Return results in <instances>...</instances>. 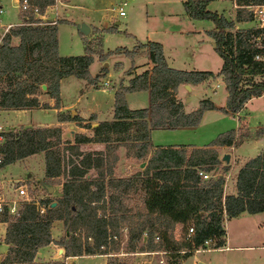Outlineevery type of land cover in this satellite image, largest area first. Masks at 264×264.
Wrapping results in <instances>:
<instances>
[{
  "label": "trees",
  "instance_id": "16d2710c",
  "mask_svg": "<svg viewBox=\"0 0 264 264\" xmlns=\"http://www.w3.org/2000/svg\"><path fill=\"white\" fill-rule=\"evenodd\" d=\"M212 1L185 0L183 7L192 20H208L214 26L206 34L223 61L216 75L207 71L171 69L160 43L138 44L132 51H125V55L132 59L139 50L146 48L153 65L151 74L144 72L136 76L128 87L116 92L114 120L100 123L94 129L93 138L75 135L72 145L62 141L59 128H20L19 132L0 134V170L43 153L44 186L49 188L55 182L62 187L58 199L40 200L38 204L23 202L15 215H9L4 208L0 222L8 225L4 241L9 249L0 264H39L35 262L36 253L53 243L50 229L54 221L64 224L66 236L57 245L64 250L65 257L115 258L123 251L118 242L121 230L128 238V247L122 253H135L137 242L142 241L144 246L138 251L141 253L165 251L179 255L178 252L185 251L189 256L207 240H213L217 248L224 246V223L230 219L264 213V150L238 170L235 193L226 196L225 176L230 168L224 165L220 169L222 160L218 155V148L238 147L243 140L262 137L264 128L256 130L254 137L247 130L239 135L234 131L220 134L208 146L192 148L190 153L184 146L156 147L148 157L153 148L151 131L195 128L205 112L217 110L209 100H203L195 111L186 113L182 102L174 95L179 86L188 89L221 77L227 93L226 105L221 111L231 114L239 113L252 98L264 97V66L255 60L256 55H264V38L260 46L256 44L259 36L264 37V29L236 30L234 21L207 10ZM233 2L238 23L252 22L254 14L249 8L264 5V0ZM53 4L54 0L32 2L40 15ZM62 23L66 21L43 24L27 12L21 16V24L11 27L2 37L0 78H5L7 84L0 90V110L39 108L37 91L43 85L48 96L55 100L56 108L60 81L70 76L90 85L97 84L101 75L93 78L89 73L94 52L88 45L82 56L59 55L57 27ZM113 29L96 31L116 32ZM12 39L18 40L17 46L11 45ZM107 55L101 54L100 61ZM141 91L149 92V108L130 110L125 95ZM59 119L80 121L72 116ZM113 136L123 137L117 143H125L128 157L140 164L148 157L146 166L134 177L115 176L118 146L113 145L120 144H113ZM92 142L104 143L106 151L83 153L80 150L81 144ZM199 172L211 173L213 177L203 180ZM61 178L64 179L62 183ZM135 193L141 196L142 211L131 215L130 196ZM41 206L45 207L43 214ZM176 226L181 228L177 241L171 237ZM155 237L159 238L158 244Z\"/></svg>",
  "mask_w": 264,
  "mask_h": 264
},
{
  "label": "rangeland",
  "instance_id": "374dc122",
  "mask_svg": "<svg viewBox=\"0 0 264 264\" xmlns=\"http://www.w3.org/2000/svg\"><path fill=\"white\" fill-rule=\"evenodd\" d=\"M185 0H69L70 7L64 9L61 17L66 21L57 27V34L59 39L58 50L60 56H80L85 54L86 45H88L93 53V63L90 66L89 73L92 77L101 75L96 85H90L87 81L77 79L75 77H69L64 79L60 84L59 92V106L63 108L69 107L73 111L81 113V116L88 118L92 115V111L96 115V121L102 122L105 120L111 121L113 118V106L115 102V94L117 91L128 86L129 78L126 77L122 82L120 77L126 72L131 65H141L145 57L134 60L125 55V51H132L135 45L146 44L147 42L160 43L163 46V53L166 63L175 70L180 71H219L222 66V59L215 52L211 45L209 38H207V31L213 29L212 22L208 20H192L185 12L183 2ZM233 0H214L207 6V10L210 12H217L229 21L234 20L236 6L232 2ZM66 2V0H64ZM126 2L125 7L126 16L120 18L117 15L116 9ZM55 5V4H54ZM0 7L3 14L0 15L3 27H6L9 23H16L21 21V16L27 12H23L19 6V0H0ZM63 8V7H61ZM51 11L46 15L44 19L34 15L35 19L40 20L43 24L51 22L49 20L51 15L57 14V5L50 9ZM48 8L45 9V13ZM68 14V16H66ZM118 23V24H117ZM250 23V28H258L256 19L253 18ZM87 25L90 28L88 35H83L78 31V27L81 25ZM108 24L107 28H103ZM103 29H115L114 33L97 32V28ZM100 29L103 30V29ZM249 28V29H250ZM113 29V30H114ZM0 29V34L2 32ZM264 37L259 36L256 39V44L260 46ZM213 44V43H212ZM11 45L17 46L18 40L12 39ZM119 50V52H115ZM140 51V50H139ZM138 51V52H139ZM112 52V53H110ZM138 52L136 54H138ZM110 53V54H109ZM107 55L104 61H100V55ZM134 60V61H133ZM122 64L121 70H116V64ZM167 64V65H168ZM168 66V67H169ZM102 69H104V76L102 75ZM110 73V78L107 76ZM110 81L111 90L108 87H103L106 90L102 91V86L105 80ZM218 80V79H216ZM101 81V82H100ZM121 82V84L119 83ZM5 78H0V90L5 88ZM210 84V83H208ZM207 83L199 84L192 88V91L188 89H182L179 91L183 103L186 102V106L196 108L199 105V101L208 99L210 95L215 98L216 103L224 105L225 103V88L220 87L216 92L210 93L206 86ZM215 84V80L212 85ZM93 86L94 88H92ZM134 93V92H133ZM48 95L46 89L40 88L37 91V97L40 95ZM129 94V93H128ZM125 95L127 106L131 109L147 108L149 106L148 92L143 91L139 94ZM175 96L176 93H174ZM185 95V96H184ZM49 97V96H48ZM176 98V97H175ZM177 99V98H176ZM53 101V107H55V100ZM178 100V99H177ZM44 106V105H43ZM56 107L55 109L59 108ZM184 106V104H183ZM225 108V107H224ZM207 111L203 114L199 125L195 128L181 129V130H155L150 135V140L154 145H177L186 144L193 145L194 147H204L211 144L220 134L234 131L238 135L243 133L245 129L254 137L255 131L264 128V99H256L249 103L246 112L248 118L244 121L245 127L239 129L243 123V117L245 115H231V113H224L221 110ZM46 109V108H44ZM16 113L11 112L9 115H0V125L10 121H18ZM70 113H67L69 116ZM74 114L73 117H76ZM246 116V117H247ZM56 116L52 112L39 113L33 118L34 121L41 122H53ZM74 122H83L74 121ZM240 122V123H239ZM81 130L76 133L75 128L72 129L75 135H84L91 138L94 137L90 124H78ZM5 132H12L8 130V127H3ZM8 130V131H6ZM13 131L19 132V129H13ZM1 134V132H0ZM68 135V134H67ZM113 144H117V140H122L123 137L113 136ZM244 142V140H243ZM242 142V143H243ZM125 143L113 146H124ZM127 144V143H126ZM193 146H184L190 153ZM104 148L106 151V145H95L91 147ZM254 148L252 142L244 143L240 147L238 146L236 154L242 158H253L256 156L251 150ZM81 150V149H80ZM154 148L149 151L148 157L151 155ZM83 153H96L98 151H82ZM125 151H123L124 153ZM126 154V153H125ZM219 158L222 159L220 150H218ZM230 162L231 163V154ZM127 156V155H126ZM222 156V157H221ZM145 163H139L133 158L128 157L126 160L117 162L114 167V174L116 177H134L145 166ZM237 162H240L238 160ZM225 164L219 166L223 169ZM240 164V163H239ZM92 176L94 172L91 171ZM234 174V173H232ZM1 176L8 179H28L29 176L32 181L25 180L23 183L3 182L0 179V193L4 195V198L16 203V209L18 211L22 201L18 200L15 195V189L19 185H25L28 189L29 195L34 196L35 200H50L58 199L57 187L61 186L58 183L51 184L52 192H48V188L43 185L40 186L39 182L44 177V157L39 155L34 159H31L25 163H16L14 166L6 167L5 170L0 173ZM64 181L61 178V183ZM232 181V177L229 179V184ZM32 184V185H31ZM228 184V186H229ZM231 185V184H230ZM231 191V190H230ZM61 196V195H60ZM129 208L131 209V215H135L137 212L142 211L141 196L139 193L132 194L130 196ZM135 224V223H134ZM225 225V223H224ZM227 232V244L217 248L213 241L209 246L202 245L197 250L189 253V256L185 255V251L178 252L179 255L169 253L163 256L149 255V252H138L140 248L144 246V242L139 241L136 244L135 253H122L126 252L128 247V238L126 232L120 231V239L118 242L123 251H119L120 254L115 258H107L108 262L114 264H160L159 260L163 259L164 264H264V248L261 247L264 243V213L260 216L247 215L241 216L239 219L230 220L226 226H224ZM125 232V233H124ZM189 233H193L192 231ZM155 235L159 236L158 233ZM171 237L174 240H180L181 228L176 226L171 232ZM155 241V240H154ZM160 241H157L158 244ZM223 247H227L226 250ZM221 249L220 251H217ZM201 250H204L201 251ZM215 250V251H213ZM123 254V255H122ZM104 260L98 257L94 258H80L74 261V264H103Z\"/></svg>",
  "mask_w": 264,
  "mask_h": 264
},
{
  "label": "crops",
  "instance_id": "0c3cea01",
  "mask_svg": "<svg viewBox=\"0 0 264 264\" xmlns=\"http://www.w3.org/2000/svg\"><path fill=\"white\" fill-rule=\"evenodd\" d=\"M233 4H234V2H233ZM61 7H63V8H61ZM68 7H70L69 0H66V2H64V5H58L57 6L58 13L57 14H54V15H51L50 18H49V20L50 21H53V22H55L57 20H64V19H62L61 14H62V12H64V9L67 10ZM0 9H1V7H0ZM50 9L51 8L48 7V11L45 13V15L43 16L42 19H44L46 17V15L51 11ZM2 14H3V11L1 13V15ZM66 16H68V14H66ZM233 21H234L235 29L236 30H243V29H248V28L251 27L250 26V23H244V22L238 23V22H236L235 21V16H234V20ZM1 22H2V20H0V29L2 28L3 30H2V32L0 34V41H1L2 37L9 31V29L11 27H14V26H17V25H20L21 24V21H20V22H16V23H9V24L6 25V27H3V25H2ZM107 25L108 24L104 25L103 28L109 27ZM101 28H97V29L100 30ZM207 38H209V37L207 36ZM57 40H58V44H59L58 34H57ZM209 40L211 42L212 47L214 48V43H213L212 39L209 38ZM58 53H59V50H58ZM80 56H82V55H80ZM62 57H71V56H62ZM73 57H75V56H73ZM143 57H145L146 60H144V62L141 65H135V63H134V65H131V67L126 72H124L122 74V76L120 77V81L121 82L123 80H125L126 77L129 78V82H130L136 76H139V75L143 74L144 72H148L149 74H151V70L153 68V65L149 61V53H148V50L146 48L141 49L138 52V54L135 55L134 60L135 59L137 60L138 58H143ZM167 64H168V62H167ZM168 66H169V64H168ZM122 68H123L122 64H120V63L116 64V70H121ZM169 68L172 69V67H170V66H169ZM89 69H90V67H89ZM219 71H216V72L207 71V72H212L214 75H216ZM110 76L111 75L109 73L108 76H107V78L109 79ZM70 77H72V76H70ZM67 78H69V77H67ZM64 79H66V78H64ZM64 79H62L60 81V84H61V82ZM108 79L103 82L102 86L100 84V86L99 87H96V88L102 87V91L103 92H104V90H106L103 87H108V89L111 90L110 81H108ZM216 79H218V80H216ZM216 79H215V84L214 85H212V83H210V84L207 83L208 85L206 86V88L210 89L209 92L210 93H213V94L220 87H224L225 88L224 82L222 81V78L221 77H217ZM121 82H119V83L121 84ZM129 82H128V86H129ZM60 84H59V88H60ZM91 87L94 88L93 86H91ZM181 88L184 89V90L187 89L184 85H181V86H179L177 88V90L175 92L177 96H175V97L178 100L179 99L182 100L181 97L179 96V91L181 90ZM192 88H194V86H190L188 88V90L192 91ZM59 92H60V89H59ZM141 92H143V91H141ZM141 92L129 93L128 96L129 95H133L134 96V94H139ZM148 96H149V92H148ZM48 98H50V97H48V95H46V94L40 95L39 97H37L38 102L40 104V107L39 108H34V109H30V110H18V111H2V110H0V115H9V114H11V112H14V113H16L15 115L18 116V119L21 118L18 121H10V122L3 123L5 125H0V132L1 133L5 132V130L3 129V127H8V130L9 131L10 130L13 131V129H16V128L17 129H19V128H23V129L59 128L61 130V133H62L61 134L62 141L63 142H68L69 141L73 145L74 144V138H73L74 133L75 132L76 133H84V132H80L81 128H80V126L77 125V123L78 124L82 123V124H85V125L87 123L90 124L91 125V128H92V131H90V133H93L94 132V129H96L99 126L100 123H103V122H112L114 120V118H112L111 121L105 120V121H102V122H97L96 121V118H95L96 115L94 114L93 111H92V115L90 117L84 118V117L81 116V113H79L78 111L76 113V111H73V109L72 108H69V107L63 108L60 105L58 109H55V107H53V101L52 100H48ZM226 98H227V93L225 94V103H224L223 106L217 104L215 98L212 97V95H210L208 97V99H205V100H209L211 103H213V105L217 108V110H219V109L225 107V105H226ZM149 99H150V97H149ZM256 99H264V97L252 98L251 100H249L244 105V108L239 113H237V114H231V115H235L236 117H238L239 115H245L243 117V123L241 124L242 126H240L239 129L242 128V127H245L244 121L248 118V116H247L248 113L246 112V110L248 108L249 103H251L252 101H254ZM201 101H203V100H201ZM201 101H199V103ZM182 104H184V111L186 113H191V112L195 111L199 107V105H198L196 108L189 109L186 106L187 105L186 102L183 103V101H182ZM43 105L46 106L45 107L46 109L43 108ZM149 106H150V100H149ZM149 106L147 108H149ZM128 108L130 110H140V109H131L129 106H128ZM147 108H141V109H147ZM113 111H114V106H113ZM48 112H52L56 116L55 121L48 122V123H45V122L38 123V121H34L33 120V118H35L37 114H39V113H48ZM68 112L70 113L69 116H72V117H73L74 114H77L76 117L79 120H82L83 122H74V121H66V120L65 121L64 120L63 121H60L59 117L60 116L61 117H67V113ZM238 119H239V117H238ZM74 128L76 129L75 132L72 131V129H74ZM185 129H188V128H185ZM8 130H6V131H8ZM177 130H181V129H177ZM245 130L248 131V129H245ZM153 131H155V130H153ZM153 131H151L150 135H152V132ZM86 137L87 138H91L89 136V134H87ZM248 142H252V145H254V148L251 151L254 152L256 154V156L262 150H264V135L262 137L256 139V140H245L242 144L248 143ZM103 144L104 143H94V142H92V143H84V144H81L80 145V149H81V151H98V152H104V148H101V149L100 148H95L94 150H92L91 148H85L84 149L85 146L86 147H91V146H95V145L103 146ZM117 144H121V143H117ZM151 144H152L153 148H156V147L193 146V145H186V144H182V145H180V144H177V145H161V144L154 145L152 142H151ZM206 146L207 145H205L204 147H206ZM204 147H194L193 146L192 148L200 149V148H204ZM237 148L238 147H221V148H218V150H220V153H221L222 156L224 154H231V156H232L231 163H229L230 164V169H229V171L227 172V174L225 176L224 196L235 193V190H234V186H235V176H236L238 170L246 163V161L249 160V158H242L238 154H236ZM123 151H125V152L123 153ZM39 155H41V156L44 157V154L43 153H37L35 155L26 157V158H24V159H22V160H20V161H18L16 163H25V162H27V161H29L31 159H34L35 157H37ZM126 155H127V150H126V148L123 145L117 147L116 156L118 158V161H117L118 163L121 160L123 161V160L128 159V156H126ZM238 160H240V162H237ZM16 163L11 164V165H8L6 167L14 166V165H16ZM5 168L1 169L0 170V173H2L5 170ZM44 171H45V165H44ZM216 171L218 172L219 170H216ZM232 173H234V174H232ZM231 177H232V181H231V183H230L231 185H230L229 184V179ZM0 179L3 180V182H5V183L6 182H12V183L22 182L23 183L25 180H27V181H32L33 180L30 176H29L28 179H25V180L24 179H18V180L17 179H15V180L14 179H8L7 180L5 177H3L1 175H0ZM44 180H45V177H43L41 180L34 181V182H39L40 186H42ZM228 184H229V186H228ZM61 190H62V187L61 186H58L56 191H58V196L59 197H60L61 192H62ZM262 214H257L256 216H260ZM244 215H241V216H244ZM240 217H237V218H234V219H230V220L239 219ZM229 221L225 222V226L227 225V223ZM7 226H8L7 223L0 222V263L3 260V258L7 255V252H8V249H9V246L7 244H5V241H4L5 240ZM50 236H51V239H52L53 243H51L50 245H48L46 247L40 248L37 251L36 256H35V262L36 263H39V264H53L55 262H64V264H74V261L77 260V259H80V258H87V257L94 258V257H98V258L104 260V263L103 264H108L107 263V260H106L107 259L106 256L83 255V256H76V257H65L64 250L59 245H57V243L66 236V231H65L64 224H63L62 221H54L52 223L51 229H50ZM225 240H226V243H225V246H226V244H227V232H226V238H225ZM263 248H264V243H262L261 247H257V249H263ZM61 249L63 250L62 253H60V250ZM223 249L226 250L227 247H223ZM220 250L218 249L217 251H220Z\"/></svg>",
  "mask_w": 264,
  "mask_h": 264
},
{
  "label": "built area",
  "instance_id": "2783aa9c",
  "mask_svg": "<svg viewBox=\"0 0 264 264\" xmlns=\"http://www.w3.org/2000/svg\"><path fill=\"white\" fill-rule=\"evenodd\" d=\"M33 0H19V6L20 9L23 12H30L32 14H34L35 16L39 17L40 19L43 18V15H40L38 13V9L32 5ZM55 4V5H54ZM54 4L52 6H49V8H52L54 6H58V5H64V0H54ZM127 6L126 2H123L117 9V15L120 18H124L126 16L125 13V7ZM250 10L253 11L254 14V19H256L257 24H258V28L259 29H264V5L263 6H254V7H250ZM2 13V10L0 9V15ZM255 60L259 61L263 64L264 66V55H256L255 56ZM2 141V138L0 137V142ZM199 176L203 179V180H209L211 179V177H213L211 175V173H204V172H199ZM15 195L16 197H18V200L22 201V202H26V203H37L35 200L34 196H30L28 189L25 185H19L17 187V189H15ZM38 204V203H37ZM4 208H7V213L9 215H15L17 213V209H16V203L12 202L11 200H7L4 198L3 193H0V213H2L4 211ZM45 212V207L41 206L40 207V213L43 214ZM190 232L192 231V229L189 230ZM155 241H159L158 237H155ZM213 242V240H207L204 242L203 245L205 246H209L211 243ZM220 250V249H219ZM204 252V250H201ZM215 251V250H213ZM149 255H153V256H163V255H167L169 254V252H165V251H153V252H149ZM123 255V254H122ZM160 264H164L163 259L159 260Z\"/></svg>",
  "mask_w": 264,
  "mask_h": 264
},
{
  "label": "water",
  "instance_id": "95a60500",
  "mask_svg": "<svg viewBox=\"0 0 264 264\" xmlns=\"http://www.w3.org/2000/svg\"><path fill=\"white\" fill-rule=\"evenodd\" d=\"M78 31L81 34H83V35H88L90 33V28L87 25L83 24V25H81V26L78 27ZM41 88H42V90H45L46 89V86L43 85V86H41ZM221 160L225 164H228L230 162V155L229 154H224ZM48 192H50V193L52 192V188L51 187L48 188ZM54 205L55 204H53V206ZM62 251L63 250L61 249L60 250V253H62Z\"/></svg>",
  "mask_w": 264,
  "mask_h": 264
}]
</instances>
